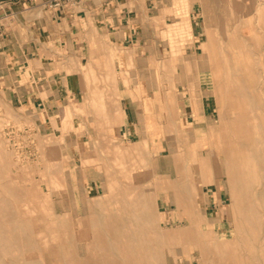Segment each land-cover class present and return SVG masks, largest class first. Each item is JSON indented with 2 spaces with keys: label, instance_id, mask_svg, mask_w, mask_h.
Here are the masks:
<instances>
[{
  "label": "rangeland",
  "instance_id": "obj_1",
  "mask_svg": "<svg viewBox=\"0 0 264 264\" xmlns=\"http://www.w3.org/2000/svg\"><path fill=\"white\" fill-rule=\"evenodd\" d=\"M162 1L170 8L145 14L129 46L94 31L83 61L61 59L57 72L77 92L52 110L12 104L0 87V264L5 251L12 264H129L128 242L137 264H199L200 254L206 264H264L261 192L250 183V210L224 154L240 118L264 125V0ZM180 19L191 29L172 30ZM238 37L251 74L229 72L238 80L227 86L220 47ZM144 191L156 224L131 231L129 221L145 218ZM38 233L49 244L33 250Z\"/></svg>",
  "mask_w": 264,
  "mask_h": 264
},
{
  "label": "crops",
  "instance_id": "obj_2",
  "mask_svg": "<svg viewBox=\"0 0 264 264\" xmlns=\"http://www.w3.org/2000/svg\"><path fill=\"white\" fill-rule=\"evenodd\" d=\"M48 2L0 0V87L12 104L27 109L52 110L68 94H76L78 81L57 72L60 60L83 61L94 31L112 45L126 47L145 14L170 8L162 0H81L62 9ZM188 14L193 23V6ZM23 72L27 75L21 77ZM39 89L49 98L43 101Z\"/></svg>",
  "mask_w": 264,
  "mask_h": 264
},
{
  "label": "bare ground",
  "instance_id": "obj_3",
  "mask_svg": "<svg viewBox=\"0 0 264 264\" xmlns=\"http://www.w3.org/2000/svg\"><path fill=\"white\" fill-rule=\"evenodd\" d=\"M231 5H233V4H231ZM185 7H186V5H185ZM176 12L178 13V11H176ZM179 15H181V13H179ZM185 16H187V15L185 14ZM181 17H182V15H181ZM220 21H221V19H220ZM181 22H183V21L181 20ZM220 24H221V22H220ZM222 26L224 28V25H222ZM172 27H174V28H172V30L177 31V33L179 31L185 32L186 30L191 29L189 21H187L185 23L183 22L180 24H178V23L173 24ZM182 43H183V41H182ZM209 43H210V41H209ZM170 44H172V41ZM244 45L245 44L243 43V40L240 37H238V39L237 38H233V40L231 39L228 43L225 44L224 47H222V46L220 47V55H221V59H222V64H223V67L225 68V70H223V72L225 74V83L227 86L231 85V83H233L232 82L233 80L234 81L238 80L235 78L237 75H234V74H233V76L230 75V76H232V78H230L229 72L237 71V70H246V71L250 72L253 54ZM210 47H211V45H210ZM204 56H207L210 58V53L205 52ZM142 63H144V62H142ZM212 72L214 73V71H212ZM249 74H251V72ZM239 88L240 87L237 86L233 90V92H235L237 94V96H243L244 91H243V89H241V88L239 89ZM160 93H161L160 89H157L158 96L160 95ZM249 117L247 115H245L242 119L240 118V120L234 125L233 129H231L230 133H232L233 137L239 138V141L237 143H235L234 145H230V144H229V146L225 145L224 154H225V159L228 162L227 171H228L229 175H231L232 178L234 179L233 182L237 181L241 185V190L243 193H245L246 197H247L248 192L252 188L251 184H255L257 192H261V195H258L256 200L259 201L260 203L262 202V204L264 205V125H263V123L262 124H259V123L251 124V123H249V121H256L257 116L253 115L250 118ZM251 130H253V131H251ZM141 140H142L143 145L145 147L147 145L146 139L142 138ZM243 146L244 147L249 146V147L244 148ZM243 149H245V150H243ZM246 151H248V154L246 153ZM252 158L255 159L256 165L254 164V166L250 167L249 161ZM257 163L258 164L263 163V167L259 168ZM152 166H154V165H152ZM156 168L157 167H155V171H156ZM111 174H113V173H111ZM249 178H251L250 181H249ZM145 192L146 191L142 192L141 195H138L136 197V198H139L140 212L144 215L145 218L141 220L139 218V216H137V217H135V219H132L131 221H129V228L128 229L131 231H134L133 227H138V228L143 227V224H146V225H148L154 229V225L156 224V214L154 212H152V210H151V205L153 202L152 197L150 196V194L145 193ZM247 199H248L247 200V207L250 210H252V208H253L252 202L248 197H247ZM124 202H125V205L127 207L132 208L133 204H132L131 200L127 199V201H124ZM97 203L99 204L101 202L98 201ZM155 205H157V204H155ZM64 207L65 206H63L62 208H64ZM247 207L242 209V212L246 211ZM258 219H260V221H261L260 225H261L263 220H264V213L263 214L259 213ZM260 225H259V227H257L258 230L261 228ZM138 231H139V229H138ZM158 231H160V230H158ZM159 237H160L159 235L157 237V233H155V232L152 234V239L154 240V242ZM144 238H145V236H143V235L139 236V239H144ZM158 241L160 243V240H158ZM41 244L47 245V244H49V241H48L46 235H44L43 233H38L37 239L32 241L30 246H32L33 250H35V246H37V245L39 246ZM261 245L264 246V239H262ZM125 246L127 248V255L125 257L126 260L129 262V264H137L140 261L139 260L140 256L138 253L139 252L138 247L136 246L134 248L130 242H128ZM117 247L120 248L119 245ZM120 249L124 251V246H121ZM3 255H4V259L6 261H1V264H12V259H7L9 256V251H5L3 253ZM152 255H153L152 252L144 251V252H142L141 256L145 257L146 259H148L149 261L152 262V259H153ZM39 258H40L41 263L44 264L42 258L41 257H39ZM85 258L88 260V257H85ZM230 261H231L230 264H239L236 260L230 259ZM198 262H199V264H206L201 254L198 256ZM124 263H125V261H124Z\"/></svg>",
  "mask_w": 264,
  "mask_h": 264
},
{
  "label": "built area",
  "instance_id": "obj_4",
  "mask_svg": "<svg viewBox=\"0 0 264 264\" xmlns=\"http://www.w3.org/2000/svg\"><path fill=\"white\" fill-rule=\"evenodd\" d=\"M80 1L81 0H49L48 4L54 8L62 9L65 6L74 5L79 3Z\"/></svg>",
  "mask_w": 264,
  "mask_h": 264
}]
</instances>
